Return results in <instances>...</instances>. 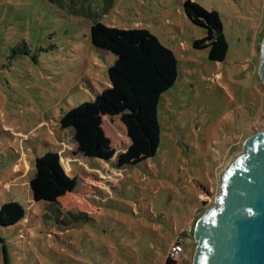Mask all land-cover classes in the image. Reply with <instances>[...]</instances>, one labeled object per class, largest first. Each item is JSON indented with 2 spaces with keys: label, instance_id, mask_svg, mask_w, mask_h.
<instances>
[{
  "label": "rangeland",
  "instance_id": "1",
  "mask_svg": "<svg viewBox=\"0 0 264 264\" xmlns=\"http://www.w3.org/2000/svg\"><path fill=\"white\" fill-rule=\"evenodd\" d=\"M56 1L0 0V207L18 201L29 217L0 225V264H165L176 240V264H194V228L219 193V172L264 131V0H191L219 13L222 62L193 46L207 30L187 17L186 0H70V12ZM95 21L145 28L177 57L151 158L131 138L137 104L111 113L100 99L116 55L92 44ZM91 118L106 132L102 158L78 150ZM57 150L79 181L60 204L86 215L69 218L71 229L46 223L45 202L29 192L36 157Z\"/></svg>",
  "mask_w": 264,
  "mask_h": 264
},
{
  "label": "trees",
  "instance_id": "2",
  "mask_svg": "<svg viewBox=\"0 0 264 264\" xmlns=\"http://www.w3.org/2000/svg\"><path fill=\"white\" fill-rule=\"evenodd\" d=\"M56 3L67 12L71 11L70 0H57ZM184 11L192 23L207 30V36L195 40L193 46L208 49L212 61H224L229 44L219 13L207 11L191 0L184 2ZM91 39L96 48L116 55L108 70L109 85L100 99L111 107V113L122 110L125 103L137 104V113L129 126L131 138L139 143L144 159L155 156L161 142L158 103L161 95L170 90L178 78L175 53L145 28L125 30L95 21L91 26ZM105 138V129L96 118H91L75 135L82 157L92 159L105 156ZM63 157L59 150L37 156L35 174L28 186L32 200L46 204L44 221L58 229H71L69 218L77 222L86 215L69 211L60 204L61 198L79 190L78 176L71 175ZM20 223H29L27 209L15 200L3 203L0 225L10 227ZM180 236L184 238V234ZM175 244L182 243L176 240ZM165 264H176V260L168 255Z\"/></svg>",
  "mask_w": 264,
  "mask_h": 264
},
{
  "label": "water",
  "instance_id": "3",
  "mask_svg": "<svg viewBox=\"0 0 264 264\" xmlns=\"http://www.w3.org/2000/svg\"><path fill=\"white\" fill-rule=\"evenodd\" d=\"M244 150L219 172L214 204L196 222L194 264H264V131Z\"/></svg>",
  "mask_w": 264,
  "mask_h": 264
},
{
  "label": "built area",
  "instance_id": "4",
  "mask_svg": "<svg viewBox=\"0 0 264 264\" xmlns=\"http://www.w3.org/2000/svg\"><path fill=\"white\" fill-rule=\"evenodd\" d=\"M181 251H182L181 244H175L173 247H171V249L169 251V256L172 259H175L178 257V255L180 254Z\"/></svg>",
  "mask_w": 264,
  "mask_h": 264
},
{
  "label": "snow or ice",
  "instance_id": "5",
  "mask_svg": "<svg viewBox=\"0 0 264 264\" xmlns=\"http://www.w3.org/2000/svg\"><path fill=\"white\" fill-rule=\"evenodd\" d=\"M212 215L215 216V213H213Z\"/></svg>",
  "mask_w": 264,
  "mask_h": 264
}]
</instances>
